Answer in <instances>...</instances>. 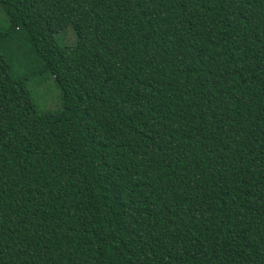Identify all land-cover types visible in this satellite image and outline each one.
<instances>
[{
  "label": "trees",
  "instance_id": "trees-1",
  "mask_svg": "<svg viewBox=\"0 0 264 264\" xmlns=\"http://www.w3.org/2000/svg\"><path fill=\"white\" fill-rule=\"evenodd\" d=\"M0 264H264V0H0Z\"/></svg>",
  "mask_w": 264,
  "mask_h": 264
},
{
  "label": "rangeland",
  "instance_id": "rangeland-1",
  "mask_svg": "<svg viewBox=\"0 0 264 264\" xmlns=\"http://www.w3.org/2000/svg\"><path fill=\"white\" fill-rule=\"evenodd\" d=\"M53 23L58 32L55 31L56 40L60 44L69 45L74 41V34L58 15L53 16ZM56 29V30H57ZM30 95L40 111H56L60 109V92L52 78L47 74H41L27 82Z\"/></svg>",
  "mask_w": 264,
  "mask_h": 264
}]
</instances>
